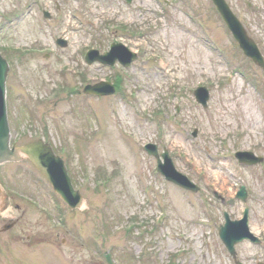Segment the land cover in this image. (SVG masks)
<instances>
[{"label":"rangeland","instance_id":"1","mask_svg":"<svg viewBox=\"0 0 264 264\" xmlns=\"http://www.w3.org/2000/svg\"><path fill=\"white\" fill-rule=\"evenodd\" d=\"M226 1L264 54V0ZM216 11L210 0H0L12 141L51 142L89 202L69 210L44 181L35 189L27 162L1 167L28 211L13 235L0 234V264H234L218 227L224 212L241 219L245 207L263 238L264 163L243 166L234 153L264 157V72ZM113 42L139 51L129 68L85 63L87 48ZM117 78L111 96L68 92ZM197 85L210 92L206 107ZM148 142L167 148L201 191L166 181ZM241 184L246 203L235 198ZM237 250L245 264L264 262V241Z\"/></svg>","mask_w":264,"mask_h":264},{"label":"water","instance_id":"2","mask_svg":"<svg viewBox=\"0 0 264 264\" xmlns=\"http://www.w3.org/2000/svg\"><path fill=\"white\" fill-rule=\"evenodd\" d=\"M217 6L219 12L224 22L227 23L228 27L231 29L235 39L239 42L243 52L250 57L253 62L258 64L264 69V58L253 39L248 35L246 29L235 16V14L230 10L229 5L224 0H213ZM113 50L106 54L105 56L95 57L98 60L113 64L116 58H120L123 63H130L136 54L130 52L122 44L114 45ZM124 51V52H123ZM126 55H121V53ZM88 59V58H87ZM92 61V59H88ZM9 72V65L7 61L0 55V164L6 161H18L27 159L31 162L34 167H36L43 176L51 183L56 192L71 206L80 207L84 203L82 195L79 191L75 190L71 180L67 173V167L64 165V161L57 155H55L51 145L43 142L42 140H34L24 145H14L10 147V127L7 115V103H6V80ZM86 92H93L97 94H106L113 92V87L108 83H101L96 86L87 87ZM197 98L200 102L206 105L208 99V92L202 89L197 93ZM156 146L150 147V152L157 155ZM241 155H244L243 153ZM165 163L159 160V169L162 171L167 179L184 188L197 191V187L187 180L185 176L178 173L175 170L171 158L168 153L163 154ZM252 160L250 162H255ZM243 192V190H242ZM1 194V191H0ZM247 212L245 217L240 221H231V219H226V225L221 229V237L224 242L229 247V251L235 252L234 245L244 238H253L249 233L247 226Z\"/></svg>","mask_w":264,"mask_h":264},{"label":"flooded vegetation","instance_id":"3","mask_svg":"<svg viewBox=\"0 0 264 264\" xmlns=\"http://www.w3.org/2000/svg\"><path fill=\"white\" fill-rule=\"evenodd\" d=\"M4 224H5V222H0V232L3 231L2 229L4 228ZM8 232H5V233H8Z\"/></svg>","mask_w":264,"mask_h":264}]
</instances>
